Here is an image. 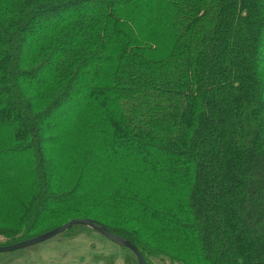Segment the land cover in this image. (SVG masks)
Returning a JSON list of instances; mask_svg holds the SVG:
<instances>
[{"label":"trees","instance_id":"1","mask_svg":"<svg viewBox=\"0 0 264 264\" xmlns=\"http://www.w3.org/2000/svg\"><path fill=\"white\" fill-rule=\"evenodd\" d=\"M76 219L264 264V0H0V247Z\"/></svg>","mask_w":264,"mask_h":264},{"label":"rangeland","instance_id":"2","mask_svg":"<svg viewBox=\"0 0 264 264\" xmlns=\"http://www.w3.org/2000/svg\"><path fill=\"white\" fill-rule=\"evenodd\" d=\"M73 129L74 126L71 125L63 134L70 135ZM65 157L66 154L62 153L58 160H54L56 165L64 166V170L67 168L63 162L66 160ZM15 161L17 160L14 158L8 159L7 165H4L14 164ZM63 202L58 204L61 205ZM81 234L40 244L44 245V249L41 246H34L10 253H0V264H137L131 253L121 250L100 235L93 232ZM128 259L130 263H125ZM165 264L169 263L165 261Z\"/></svg>","mask_w":264,"mask_h":264},{"label":"water","instance_id":"3","mask_svg":"<svg viewBox=\"0 0 264 264\" xmlns=\"http://www.w3.org/2000/svg\"><path fill=\"white\" fill-rule=\"evenodd\" d=\"M73 226H87L93 229L94 231L102 234L103 236L107 237L109 240H112L117 245L129 249L137 258L139 264H147L144 257L138 250V248L132 244L130 241H127L123 239L122 237L116 236L112 234L106 227L101 226L99 224L94 223L91 220H85V219H76L73 220L59 228H56L52 231H49L45 234H42L40 236H37L35 238L23 241L21 243L12 245V246H6V247H0V253H10L18 250H23L26 248H30L32 246H36L42 243H45L56 236L64 233L65 231L69 230Z\"/></svg>","mask_w":264,"mask_h":264}]
</instances>
